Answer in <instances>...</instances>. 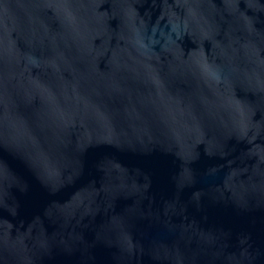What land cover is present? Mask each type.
I'll return each instance as SVG.
<instances>
[{
  "label": "water",
  "instance_id": "water-1",
  "mask_svg": "<svg viewBox=\"0 0 264 264\" xmlns=\"http://www.w3.org/2000/svg\"><path fill=\"white\" fill-rule=\"evenodd\" d=\"M0 264H264V0H0Z\"/></svg>",
  "mask_w": 264,
  "mask_h": 264
}]
</instances>
